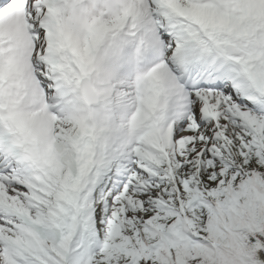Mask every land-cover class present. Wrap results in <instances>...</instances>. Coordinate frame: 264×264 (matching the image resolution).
I'll return each mask as SVG.
<instances>
[{
  "label": "snow or ice",
  "instance_id": "snow-or-ice-1",
  "mask_svg": "<svg viewBox=\"0 0 264 264\" xmlns=\"http://www.w3.org/2000/svg\"><path fill=\"white\" fill-rule=\"evenodd\" d=\"M0 264H264V0H0Z\"/></svg>",
  "mask_w": 264,
  "mask_h": 264
}]
</instances>
